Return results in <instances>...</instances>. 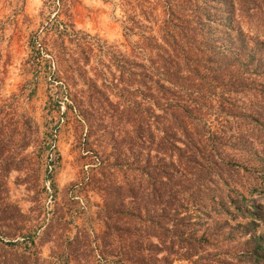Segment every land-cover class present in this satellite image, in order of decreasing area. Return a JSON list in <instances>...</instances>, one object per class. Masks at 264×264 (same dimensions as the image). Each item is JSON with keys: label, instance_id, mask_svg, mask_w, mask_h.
I'll use <instances>...</instances> for the list:
<instances>
[{"label": "trees", "instance_id": "obj_1", "mask_svg": "<svg viewBox=\"0 0 264 264\" xmlns=\"http://www.w3.org/2000/svg\"><path fill=\"white\" fill-rule=\"evenodd\" d=\"M173 1L165 2L168 15L164 34L158 37L161 46L159 40L152 44L161 47L156 55L145 41L151 34L136 38L133 44L138 48L129 55L94 42L103 52H110L117 70L130 72L132 114L120 110L117 125L120 119L132 121V134L119 128V136L107 138L100 120L105 116L102 113L111 115L112 110L101 101L100 84L89 82L95 89L88 99L90 114L78 105L88 122L86 134L102 127L98 138L112 144L107 153L102 139L99 146L87 148L90 167L82 169L80 179L72 184L78 189L96 186L95 174H109L112 165L132 172L123 183L103 176L98 184L103 206L96 214L104 227L96 232L84 224L65 236L61 261L42 258L36 246L37 239L52 241V235H64L57 234L53 224L65 219L61 211L52 210L43 218L41 239L36 234L40 223L7 194L6 176L22 166L21 157L9 146L12 138H4L10 134L4 136L0 119V264H172L177 259L194 264L202 253L215 264H264V232L256 230L262 214L255 199V194L264 195V140L249 138L238 124L240 120L264 122V116L256 114L264 107V39L258 34L264 26V0H244L240 7L235 0L186 5L194 11L198 38L190 33L195 24L190 26L181 18ZM222 3L228 4L226 10ZM55 14L47 15L29 46L38 55L46 54L42 59L51 63L58 81L49 83L47 100L60 109L63 89L74 101L79 97L78 90L72 93L68 87L71 76L67 71L60 75L54 66L62 57L59 44L63 45L55 39L92 36ZM48 33L53 35L52 42L47 40ZM88 44L93 50V42L88 40ZM81 50L82 59L88 60L89 53ZM247 82L252 85L243 91ZM242 93L245 102L238 98ZM109 104L112 109L110 100ZM89 115L98 120L95 127ZM110 153L113 158L107 157ZM241 168L250 175L247 184L237 180ZM234 237L241 238L243 248L237 256L219 258L225 252L222 245Z\"/></svg>", "mask_w": 264, "mask_h": 264}, {"label": "rangeland", "instance_id": "obj_2", "mask_svg": "<svg viewBox=\"0 0 264 264\" xmlns=\"http://www.w3.org/2000/svg\"><path fill=\"white\" fill-rule=\"evenodd\" d=\"M166 1L0 0V105H2L0 119L3 121L4 136L10 134V137L4 138L6 140L12 138L9 146L18 157H21L20 165L22 166L12 170L6 176L7 194L29 217L36 218L37 224L40 223L36 228L38 236L42 235L45 228L46 221L43 222V218L50 216L52 210H60L65 218L59 223H53L54 228H57V234H64L62 237L54 234L51 236L55 238L52 241L37 239V253L42 258L56 262L63 260L61 246L65 236L73 235L74 231L83 228L84 224L91 225L93 230L99 232L104 227V222L96 214V210L103 206L102 193L98 184L101 186L105 175L109 179L112 176L115 181L123 183L127 178L130 179L132 172L129 169L123 172V168L112 165L109 174L108 172L95 174L96 186L87 185L86 188L78 189L77 185L72 184L80 179L82 169L90 167L88 166L90 152L86 149L99 146L97 144L102 139L107 153L112 144L108 142L106 144L102 137L98 138L102 127L94 128L96 131L92 129L89 135L86 134L88 122L78 112V105L83 107L86 114H90L87 104L95 89H91L89 82L96 81L100 84L104 93L101 94V101L106 103L104 104L106 109L112 110L111 115L102 113L105 116L103 120H100L104 123L103 129L106 131L107 138L110 134L119 136L117 130L119 128L128 130L129 136L132 134V121L125 122L120 119L117 125V113L120 110L125 109V112L132 114L130 91L134 86L130 84V72L117 70L116 66L112 65L110 52H103V49L97 48L94 42H101L107 50L117 53L121 50L129 55L133 49L138 48L133 44L136 38L142 34H151L153 37L145 41L150 44L147 48H151L150 51L156 55V51L161 47L152 44L155 40H159L161 46V40L158 37L164 34L162 28L166 22L164 19L168 15ZM196 1L199 7L203 5V0H174L173 2L177 4L175 10L181 18H185V22L190 26L195 24L190 33L191 36L198 38L197 33H200V29L195 23L194 11L188 9L192 6H186ZM242 2L244 0H235L237 7H240ZM222 7L226 10L228 4L222 3ZM48 14L50 16L55 14L60 19L72 22L75 30H83L84 33L92 36L89 39L81 34L78 40H72L70 35H66L63 41L55 39L56 42H63V45L59 44L62 57L58 64L55 62L54 66L59 67L60 75L64 74V70L67 71L71 76L68 87L72 93L78 90L76 95L79 97V101H74L63 89L62 97L59 99L60 109L53 101L47 100L49 83L53 81L52 79L58 81L54 78L51 63L42 59L44 53L38 55L37 51H32L29 46L30 37L40 32ZM242 24L244 26L245 23ZM262 30L258 34L264 39V26ZM52 38L53 35L48 33L47 40L52 42ZM88 40L93 42L94 51L89 50L88 47L92 45L88 44ZM81 48L85 49V53H89L88 60L82 59ZM105 63H109L110 67ZM98 70H102L103 74ZM251 85L252 83L247 82L241 88L244 91ZM242 97L243 93L238 98L245 102L246 98ZM109 100L112 103V109ZM67 101L70 105H67ZM256 114L264 116V107H260ZM89 116L95 127L98 120ZM263 123L240 120L238 124L249 138L264 140ZM22 138L24 144L19 142ZM110 141L112 140L109 139ZM5 154L4 150L2 155ZM111 154L107 157L113 158ZM105 160L108 159L105 157ZM236 177L242 184H247L250 175L241 168ZM255 199L260 202L258 209L262 214V217L258 219L256 230L264 232V195L255 194ZM126 219L130 221L129 217ZM122 220L119 219V222ZM41 239H44V235ZM240 240L241 238L234 237L227 241L228 243H224L221 250L225 252L224 255H219V258H229L231 253L237 256L243 248ZM202 254L203 257L197 256L194 264H215L212 262L216 261L210 259V255ZM215 259L219 261L217 257ZM245 262L255 264L251 261ZM42 264H48V262ZM172 264H186V261L177 259Z\"/></svg>", "mask_w": 264, "mask_h": 264}]
</instances>
